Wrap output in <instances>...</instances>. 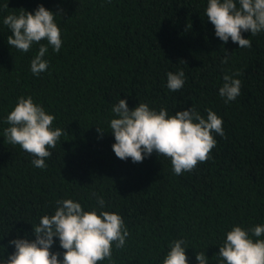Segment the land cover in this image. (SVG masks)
<instances>
[{"label": "trees", "instance_id": "1", "mask_svg": "<svg viewBox=\"0 0 264 264\" xmlns=\"http://www.w3.org/2000/svg\"><path fill=\"white\" fill-rule=\"evenodd\" d=\"M207 4L0 0V262L15 251L9 241L34 240L40 218L65 199L122 217L125 246L113 244L111 260L100 264H163L175 240L185 241L188 264H198L200 252L208 264H221L219 246L233 226L264 225V32L242 33L251 48L231 39L224 44L207 20ZM39 5L57 15L62 47L57 53L41 41L48 68L37 76L30 64L39 45L27 53L10 47L3 19L21 9L34 14ZM181 70L183 88L170 91L167 73ZM225 74L241 81V95L227 103L219 95ZM29 96L63 133L44 169L3 135L7 115ZM119 99L129 110L145 103L169 115L194 106L206 118L210 109L223 120L225 135L213 133L210 158L181 175L155 152L142 163L122 161L110 133ZM97 197L105 200L103 209ZM54 241L50 251L62 260L64 250Z\"/></svg>", "mask_w": 264, "mask_h": 264}, {"label": "clouds", "instance_id": "2", "mask_svg": "<svg viewBox=\"0 0 264 264\" xmlns=\"http://www.w3.org/2000/svg\"><path fill=\"white\" fill-rule=\"evenodd\" d=\"M110 3L111 0H108ZM207 20L214 26L215 36L224 44L229 39L240 48H251V40L242 36L250 32L251 36L264 32V0H208L205 11ZM55 15L43 5H39L34 14L24 9L19 14H9L3 19L11 35L7 44L23 53H27L33 44L39 45V51L31 60L33 75H39L48 68L43 57L48 46L59 52L62 47L61 32L55 23ZM41 41H47V45ZM222 63H227L229 55ZM185 64L183 61L181 62ZM236 72L233 76H239ZM185 73H167V88L176 92L183 88ZM225 74L219 95L225 102L235 101L241 95V81ZM204 118L194 106L169 115L166 109H150L145 103H139L129 110L127 100L119 99L112 112L110 129L115 143L112 150L115 156L133 163H142L154 152L171 161L174 174L191 172L198 163L210 158L211 150L216 146L213 133L223 137V120L210 109L205 110ZM53 115L47 114L43 107L33 102L29 96L20 97L7 115L4 137L12 145H19L23 151L35 157L31 163L40 169L46 168L45 160L52 153L61 137L62 130L53 129ZM101 135L105 131L97 127ZM92 195H96L93 193ZM101 209L105 200L97 197ZM34 240L15 239L9 241L15 251L4 258L0 264H100L111 260L113 244L117 249L125 246L129 236L120 215L108 211L93 209L85 211L81 204L72 199L57 201L52 215L40 218L39 225L33 228ZM264 225L245 229L233 226L219 246L217 255L221 264H264ZM54 238L64 250L53 253ZM184 240H175L169 245V251L163 264H188ZM198 264H208L204 252L195 256Z\"/></svg>", "mask_w": 264, "mask_h": 264}]
</instances>
